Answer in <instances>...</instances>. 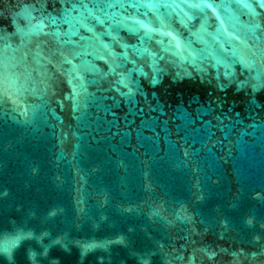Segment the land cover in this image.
<instances>
[{"label": "water", "instance_id": "95a60500", "mask_svg": "<svg viewBox=\"0 0 264 264\" xmlns=\"http://www.w3.org/2000/svg\"><path fill=\"white\" fill-rule=\"evenodd\" d=\"M212 2L0 0L15 264H264V15Z\"/></svg>", "mask_w": 264, "mask_h": 264}, {"label": "snow or ice", "instance_id": "6c2138e0", "mask_svg": "<svg viewBox=\"0 0 264 264\" xmlns=\"http://www.w3.org/2000/svg\"><path fill=\"white\" fill-rule=\"evenodd\" d=\"M235 4L237 7H240L241 5L244 8H247L250 10L251 15L254 17L253 21H251V27L254 30H258L261 28V23L259 21V17H261L262 15H264V11H257L256 9H260V10H264V0H234ZM181 5H186V7L188 9H200V10H207V9H211L213 7H218L221 9H227L229 7H231V4H225V3H221L219 5H215L212 0H197V2H189V0H181V4H176V5H172V4H164V7H181ZM115 4H108V7H115ZM121 7H124L123 4H120ZM139 5L137 4H132L131 7H138ZM145 7H159V5H155V4H148V5H143ZM84 7H88L87 4L84 5ZM186 16H188V19L191 20L194 17L192 15H189L188 13H185ZM217 19H219V16L216 17ZM99 21V17L96 18ZM100 23H103V21H99ZM52 23H55V18H53ZM136 23L141 24L140 21H136ZM181 23H184L183 21H181ZM205 24L207 23V21L204 22ZM141 27H147V25L141 24ZM204 27V24L201 25V28ZM89 31H92L91 28L88 29ZM149 31H151V29H149ZM167 35L172 36V32H168ZM175 39V37H173ZM179 46V45H177ZM56 54L53 53V57ZM51 59L49 60V63H51ZM64 62L71 64V61L67 59V57H64ZM153 84L156 83L155 80L152 81ZM141 111L143 109H140ZM156 109L153 108L152 111H155ZM112 115H116L114 112L112 113ZM188 116H191V113H188L187 111H184L183 113H180V115L178 116L179 119H185ZM211 123V121H209ZM221 122V131H223V121L220 120ZM19 239V238H18ZM57 245H59V241L55 242ZM16 246V242L14 241L12 243V245H8L5 246L4 248L0 249V258H7L9 260V264H15L16 261V254L14 251H12L13 248H15ZM48 253L42 252V253H38L35 251H31L28 250L26 251V255H25V261L26 264H38V261L40 259L41 256H43L45 259L47 258ZM179 259H183V257H178ZM138 264H148V259L145 257H140Z\"/></svg>", "mask_w": 264, "mask_h": 264}]
</instances>
